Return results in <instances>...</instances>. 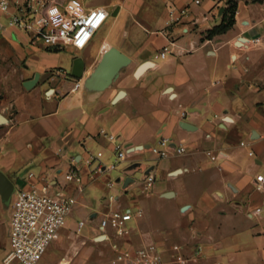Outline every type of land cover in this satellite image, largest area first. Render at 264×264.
Instances as JSON below:
<instances>
[{
    "label": "crops",
    "instance_id": "crops-1",
    "mask_svg": "<svg viewBox=\"0 0 264 264\" xmlns=\"http://www.w3.org/2000/svg\"><path fill=\"white\" fill-rule=\"evenodd\" d=\"M230 1L237 4L235 24L209 38ZM110 6L97 7L108 13L103 27L111 16L119 19L106 28L99 48L75 51L74 59L85 62L78 90L65 63H10L15 55L0 49V171L21 188L31 173L34 182L45 177L53 192L77 200L54 242L62 253L71 239L72 257L49 263L45 254L40 264H85L92 252L85 239L98 240L99 224L84 240L66 233L83 218L100 223L112 194L118 197L114 206L143 210L124 246L157 243L169 264L174 246L183 248L190 264H264V192L255 186L264 176V0H122L113 13ZM173 9H187L189 16L171 23ZM0 31L39 51L37 42L1 22ZM113 49L129 62L116 63L117 57L101 63ZM37 75L38 83L27 88ZM163 139L171 141L166 158L152 151ZM116 145L129 153L121 163ZM175 146L186 152L178 154ZM136 147L144 149L130 152ZM134 163L142 167L124 173ZM100 164L104 172L97 171ZM123 164V175L113 181ZM73 169L81 183L66 179ZM148 170L156 182L146 193ZM127 177L134 182L125 186ZM5 209L0 196V213ZM9 222L6 241L0 239V264L10 249Z\"/></svg>",
    "mask_w": 264,
    "mask_h": 264
},
{
    "label": "built area",
    "instance_id": "built-area-1",
    "mask_svg": "<svg viewBox=\"0 0 264 264\" xmlns=\"http://www.w3.org/2000/svg\"><path fill=\"white\" fill-rule=\"evenodd\" d=\"M0 14L8 19V29L15 33H23L32 43L41 41L48 49L82 51L92 42L95 34L105 24L108 13L102 8L85 9L80 0H0ZM189 16L188 10L170 11L171 23L182 22ZM261 43L260 39L254 44ZM168 51L165 48L163 56ZM56 74H64L58 70ZM81 87L76 80L74 90ZM104 134V131H102ZM115 141L116 137L110 135ZM171 141L163 139L152 151L161 158L168 156ZM117 162L128 158L129 153L122 145L115 147ZM178 154H184L186 148L175 146ZM253 154V153H252ZM94 159L91 158L89 163ZM117 167L114 164L110 169ZM106 167L99 165L97 171L104 172ZM36 175L29 174L25 187L15 191L10 204V249L5 258L6 264H40L50 246L57 240L62 230L68 227L74 213L77 200L71 195L55 193L51 183L40 177L34 182ZM68 181L82 182L78 169L71 170ZM156 182L152 174L146 175L143 191L148 193ZM109 184V188L114 187ZM258 191L264 192V176L255 180ZM110 209L102 215L97 227L100 238L112 245L113 256L99 264H169L165 258L166 250L157 243L139 247H127L133 235L132 221L143 215L142 209H132L118 204L114 194L108 197ZM86 227L85 221H79L76 232L80 235ZM201 250L198 251L200 253ZM191 259L183 253L181 246L172 248L170 264H190Z\"/></svg>",
    "mask_w": 264,
    "mask_h": 264
},
{
    "label": "rangeland",
    "instance_id": "rangeland-1",
    "mask_svg": "<svg viewBox=\"0 0 264 264\" xmlns=\"http://www.w3.org/2000/svg\"><path fill=\"white\" fill-rule=\"evenodd\" d=\"M118 1H122V0H84L86 6L88 7H94L97 8L98 6L104 5L106 3H111L112 6H110L108 9L111 11V13H113L115 11L116 8L113 9V4L117 3ZM121 18L120 20H122L124 17L121 14L120 15ZM115 17L111 16L109 18V20L107 21L106 25L104 27H102L96 34L95 37L93 38V41L91 42L90 46L88 47L89 50L91 49H98L99 46L101 45V43L103 42L105 36H106V28L109 26V24H112L115 21ZM119 20V19H118ZM116 20V21H118ZM0 22L5 26V28L7 29L8 27V19L0 14ZM1 34V31H0ZM6 38V37H5ZM3 38L2 36H0V40L2 41V44H0V49L2 51H4V55L6 57H8V55L10 57H14L12 56V54L15 55V57L13 58V60L10 61V63H14L15 60H18L19 63H25V61H27V59H29L31 62L34 63H65L62 68L65 70H68L69 73H71L72 71V64H73V59L74 56L77 55V53L74 50L71 49H65V50H54V49H48L46 48L43 43L41 41H38V45L37 48L39 49V51H35L32 50L31 48H25L23 47V45L16 41V40H7ZM12 52V54H10V52ZM82 52H80L79 54H81ZM69 84V82H68ZM114 163H116V161H114ZM126 167V164L120 165L117 170H115L112 174V180L116 181L119 176L123 175V169ZM137 177H140V174H137ZM13 183L15 184V188L16 190L21 188V184L18 183V181L16 179L12 180ZM15 190V191H16ZM12 202V199H11ZM11 202L5 203L6 209L4 210L5 212H1L0 213V239L1 241H6L7 239V233H8V222L10 221V204ZM163 209L167 210V207H163ZM93 219H91L92 221ZM83 221L86 222V227L84 228V230L82 231L81 235L79 237L80 240H84V237H89L91 236V234L93 233V230L97 227V224H99L97 222H89L87 220V218H83ZM79 234L76 232V230H69L66 233V236H70V238H75L76 236H78ZM101 235L98 234L97 239L100 237ZM87 247H89L91 249V256L89 258V260L85 261V264H99L102 261H105L109 258L112 257V255H108V251H109V245L106 244V242H104L103 240H87ZM85 241V242H86ZM58 245L53 243V245L48 249L44 260H48L49 263L53 262V261H57L59 258L62 259V261L66 260L69 257H72L73 253H72V243H71V239H67L66 243L64 244V247L62 249V253L57 249ZM7 250H8V246H7Z\"/></svg>",
    "mask_w": 264,
    "mask_h": 264
},
{
    "label": "water",
    "instance_id": "water-1",
    "mask_svg": "<svg viewBox=\"0 0 264 264\" xmlns=\"http://www.w3.org/2000/svg\"><path fill=\"white\" fill-rule=\"evenodd\" d=\"M117 57H118V61L116 63H128L129 62V59L126 56L122 55L117 50L113 49L105 53L101 63H113ZM144 70H145V67L140 68L137 71V76L141 75L144 72ZM84 74H85L84 60L82 58H75L73 62V68L71 71L72 78L75 80H82L84 78ZM38 81H39V75L36 76L35 80L28 82L26 84V87L31 88L35 86L38 83ZM122 94L123 93H121V95ZM184 127H187V125L186 126L184 125ZM143 149L144 147H136V148H133L130 152L141 151ZM141 167H142L141 163H134L130 165L129 167H127L124 173H131V172L137 171ZM150 172L151 170H148L146 172V175H149ZM124 182H125V186H128L129 184L134 182V179L131 177H127ZM15 190L16 188H15V184L13 183V181L9 179L5 175V173L0 171V196L4 203L9 204L11 202V199L13 197V194L15 193ZM99 240H102V238H100Z\"/></svg>",
    "mask_w": 264,
    "mask_h": 264
},
{
    "label": "trees",
    "instance_id": "trees-1",
    "mask_svg": "<svg viewBox=\"0 0 264 264\" xmlns=\"http://www.w3.org/2000/svg\"><path fill=\"white\" fill-rule=\"evenodd\" d=\"M237 13V4L230 1V6L226 9V12L223 15V22L221 25L210 31L208 34L209 38L221 33L227 32L234 24L235 17Z\"/></svg>",
    "mask_w": 264,
    "mask_h": 264
},
{
    "label": "flooded vegetation",
    "instance_id": "flooded-vegetation-1",
    "mask_svg": "<svg viewBox=\"0 0 264 264\" xmlns=\"http://www.w3.org/2000/svg\"><path fill=\"white\" fill-rule=\"evenodd\" d=\"M76 58H80V56L76 57ZM75 60V59H74Z\"/></svg>",
    "mask_w": 264,
    "mask_h": 264
},
{
    "label": "bare ground",
    "instance_id": "bare-ground-1",
    "mask_svg": "<svg viewBox=\"0 0 264 264\" xmlns=\"http://www.w3.org/2000/svg\"><path fill=\"white\" fill-rule=\"evenodd\" d=\"M103 240V239H102Z\"/></svg>",
    "mask_w": 264,
    "mask_h": 264
}]
</instances>
